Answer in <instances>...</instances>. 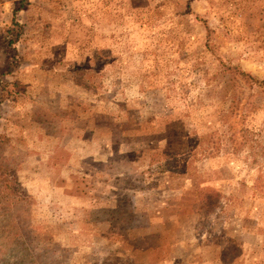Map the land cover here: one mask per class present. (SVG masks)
<instances>
[{
    "label": "rangeland",
    "instance_id": "1",
    "mask_svg": "<svg viewBox=\"0 0 264 264\" xmlns=\"http://www.w3.org/2000/svg\"><path fill=\"white\" fill-rule=\"evenodd\" d=\"M256 78L264 0H0V264H264Z\"/></svg>",
    "mask_w": 264,
    "mask_h": 264
},
{
    "label": "trees",
    "instance_id": "2",
    "mask_svg": "<svg viewBox=\"0 0 264 264\" xmlns=\"http://www.w3.org/2000/svg\"><path fill=\"white\" fill-rule=\"evenodd\" d=\"M20 30H22V27H21L20 23H18V22H15V23H14V26L11 27V28H9V29L7 30V34H8L7 37H9V39H7V43H8L9 45L13 46V45L17 42L18 38H17V37L14 38L13 36H14V33H15V32H18V33H19ZM8 68H9L10 70H12L11 65H8ZM256 80H257L259 83H264V81H260V80H258L257 78H256Z\"/></svg>",
    "mask_w": 264,
    "mask_h": 264
},
{
    "label": "crops",
    "instance_id": "3",
    "mask_svg": "<svg viewBox=\"0 0 264 264\" xmlns=\"http://www.w3.org/2000/svg\"><path fill=\"white\" fill-rule=\"evenodd\" d=\"M16 22V19H14L13 20V25H11V27H13L14 26V23ZM10 26L7 28V30L9 29V28H11ZM7 30H6V33H7ZM8 58V57H7Z\"/></svg>",
    "mask_w": 264,
    "mask_h": 264
}]
</instances>
